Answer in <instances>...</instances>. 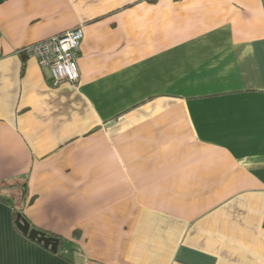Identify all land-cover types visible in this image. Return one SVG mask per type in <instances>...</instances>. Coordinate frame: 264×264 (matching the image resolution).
I'll return each mask as SVG.
<instances>
[{"label":"crops","instance_id":"crops-1","mask_svg":"<svg viewBox=\"0 0 264 264\" xmlns=\"http://www.w3.org/2000/svg\"><path fill=\"white\" fill-rule=\"evenodd\" d=\"M0 196V264H264V0H0Z\"/></svg>","mask_w":264,"mask_h":264},{"label":"built area","instance_id":"built-area-1","mask_svg":"<svg viewBox=\"0 0 264 264\" xmlns=\"http://www.w3.org/2000/svg\"><path fill=\"white\" fill-rule=\"evenodd\" d=\"M83 37L80 26L65 33L38 41L24 49L38 66L48 69L53 85L67 81L76 83L79 73L75 64Z\"/></svg>","mask_w":264,"mask_h":264},{"label":"water","instance_id":"water-1","mask_svg":"<svg viewBox=\"0 0 264 264\" xmlns=\"http://www.w3.org/2000/svg\"><path fill=\"white\" fill-rule=\"evenodd\" d=\"M17 230L30 241L41 245L44 249L49 250L51 253H56L59 246L57 238L48 236L45 232L30 228L29 223L21 214H17L14 221Z\"/></svg>","mask_w":264,"mask_h":264},{"label":"trees","instance_id":"trees-1","mask_svg":"<svg viewBox=\"0 0 264 264\" xmlns=\"http://www.w3.org/2000/svg\"><path fill=\"white\" fill-rule=\"evenodd\" d=\"M20 54L23 55V56H24V55H28V53L25 52L24 50L21 51ZM0 200L5 201V199L2 198L1 196H0ZM31 201H32V199L29 200V203H30ZM17 214H21V216L24 217L23 214H22V212H21V209H19V210L16 209L15 212H14V221H15V219H16ZM29 225H30V224H29ZM30 228H34V227L30 225ZM34 229H36V228H34ZM46 234H47L48 236H51V237L57 238V239L59 240L58 250H57V252H56L55 254H56L57 256H59V257H62V258L67 259V256H66L65 253L63 252V244H64L66 241L63 240L62 238H60V237L54 235V234H51V233H46ZM38 245H39V244H38ZM39 246H41V245H39ZM48 251H49V250H48ZM68 255L70 256L71 253H69ZM68 259H69V261H71L70 258H68Z\"/></svg>","mask_w":264,"mask_h":264},{"label":"rangeland","instance_id":"rangeland-1","mask_svg":"<svg viewBox=\"0 0 264 264\" xmlns=\"http://www.w3.org/2000/svg\"><path fill=\"white\" fill-rule=\"evenodd\" d=\"M19 189H17V192H16V194H14L13 196H14V198H17L16 200H19V199H21V197H20V195H19Z\"/></svg>","mask_w":264,"mask_h":264}]
</instances>
